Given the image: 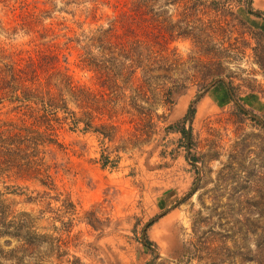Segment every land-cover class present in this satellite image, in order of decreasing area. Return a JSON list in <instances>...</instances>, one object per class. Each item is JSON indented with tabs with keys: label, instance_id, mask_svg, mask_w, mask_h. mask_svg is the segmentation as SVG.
Listing matches in <instances>:
<instances>
[{
	"label": "rangeland",
	"instance_id": "374dc122",
	"mask_svg": "<svg viewBox=\"0 0 264 264\" xmlns=\"http://www.w3.org/2000/svg\"><path fill=\"white\" fill-rule=\"evenodd\" d=\"M43 53L84 98L46 149L54 189L0 183L30 214L29 264H256L264 0H0V54Z\"/></svg>",
	"mask_w": 264,
	"mask_h": 264
},
{
	"label": "trees",
	"instance_id": "16d2710c",
	"mask_svg": "<svg viewBox=\"0 0 264 264\" xmlns=\"http://www.w3.org/2000/svg\"><path fill=\"white\" fill-rule=\"evenodd\" d=\"M57 60V56L44 53L38 58L28 56L19 61L0 54V106L8 107L16 116L0 124V183L13 181L19 191L23 188L18 184L28 182L54 189L52 168L45 158L46 149L49 146L62 148L58 131L64 127L76 131L80 124L79 118L69 109L66 96L78 106L84 98V89L75 86L68 75L56 69ZM87 62L90 70L105 82L113 77L111 69H103L94 61ZM168 94V101L172 103V93ZM91 128L85 124V129ZM43 196L47 198L48 194L44 192ZM33 200L32 197L25 199L26 203ZM29 222L30 214H17L0 194V240L8 239L3 242L5 247L15 242L9 249L0 245V264H24V254L27 264L32 260L35 234ZM255 252L254 259L248 261L264 264V237L256 245Z\"/></svg>",
	"mask_w": 264,
	"mask_h": 264
}]
</instances>
